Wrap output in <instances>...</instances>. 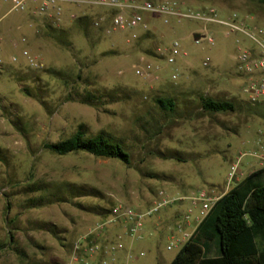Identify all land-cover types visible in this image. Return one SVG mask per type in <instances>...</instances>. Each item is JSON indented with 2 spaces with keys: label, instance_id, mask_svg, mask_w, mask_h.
<instances>
[{
  "label": "rangeland",
  "instance_id": "rangeland-1",
  "mask_svg": "<svg viewBox=\"0 0 264 264\" xmlns=\"http://www.w3.org/2000/svg\"><path fill=\"white\" fill-rule=\"evenodd\" d=\"M151 1H177L198 11L213 8L220 19L237 15L251 31L264 29L262 0ZM88 14L92 23L111 16L106 9ZM0 17L5 61L0 65V264H67L75 242L118 202L143 210L159 190L176 197L215 191L222 197L264 166V106L252 105L242 92L237 63L240 45L258 53L262 48L247 37L230 34L220 24L179 18L165 24L147 16L151 30L138 31L136 40L127 32L107 36L96 27L89 39L69 13L54 24L31 13H10L6 0H0ZM196 33L212 36L214 45L206 38L196 43ZM60 34L67 35L70 47L58 43ZM175 42L187 55L172 65L157 50L167 53ZM24 50L39 67L22 57ZM13 56L18 63L11 62ZM146 65L153 66L155 77L136 74ZM201 96L234 102L236 110L206 112ZM158 98L175 100L176 113L162 111ZM81 126L90 137L104 133L122 143L131 164L45 149L44 144L68 139ZM251 158L256 165L244 168ZM234 165L238 175L229 182ZM188 209L186 201L147 217L145 224L171 216V233L151 227L131 259L124 256L120 264H170L184 244L183 233H173V225ZM113 230L109 238L124 232ZM218 255V248L208 254Z\"/></svg>",
  "mask_w": 264,
  "mask_h": 264
},
{
  "label": "built area",
  "instance_id": "built-area-1",
  "mask_svg": "<svg viewBox=\"0 0 264 264\" xmlns=\"http://www.w3.org/2000/svg\"><path fill=\"white\" fill-rule=\"evenodd\" d=\"M10 4V13H31L33 16L43 19L46 22L59 24L69 13L72 20H76L88 12L98 9H106L111 12V16H101L95 18L93 25L97 29H103L105 35L112 36L116 33L127 32L132 40L138 39V31L148 32L151 18L163 19L168 24L171 18L186 20H197L208 24H220L228 29L230 34H241L247 37L252 43H256L262 49L260 53L256 52L250 46L240 45L238 39L236 43L239 46L237 63L240 76L244 79L242 92L246 95L248 101L254 106H264V29L254 27L251 31L248 28L247 20L234 15L230 19H220L218 13L213 8L205 10L185 9L177 1H165L155 3L151 0L135 2L132 0H6ZM0 17V23L3 21ZM256 31V33H253ZM257 34V35H256ZM203 36V35H202ZM203 38H206L203 36ZM210 45H214L215 40L212 36L206 38ZM202 40V39H201ZM199 40L196 43H200ZM160 55H165L169 64H176L179 56H186L183 53L178 42H175L165 53L158 48ZM22 57L35 67H39L38 60L30 55L26 50L22 52ZM19 57L13 56L12 63H18ZM3 43L0 39V65L4 64ZM208 66V63H204ZM157 69V68H155ZM136 74L140 77L149 79L155 77V71L152 65H146L136 69ZM173 80L178 79L175 73ZM237 165L232 167L229 182H233L238 175ZM221 197L217 196L215 191H199L189 196H170L165 191L159 190L153 203L146 209L139 210L132 206L125 205L122 202L116 203L109 216L94 228L89 229L74 244L73 251L67 264H120L119 255L125 251V237L135 241L144 239L145 220L159 212L171 208L181 202H188L190 208L184 215V220L177 224L179 232L183 233L180 241H188L193 234L186 233L185 225H188L192 219V210L198 209L199 224L209 215L216 202ZM121 225L124 229L122 234L116 237L104 240L109 228ZM174 244L168 247L172 249ZM145 253H141L144 256ZM132 254H128L131 259Z\"/></svg>",
  "mask_w": 264,
  "mask_h": 264
},
{
  "label": "trees",
  "instance_id": "trees-1",
  "mask_svg": "<svg viewBox=\"0 0 264 264\" xmlns=\"http://www.w3.org/2000/svg\"><path fill=\"white\" fill-rule=\"evenodd\" d=\"M74 26L86 38H91L90 30L94 27L92 16L79 17ZM67 35L56 36L58 43L66 48L70 47ZM200 100L206 112L236 110V104L231 101L214 100L207 96H201ZM156 103L167 114L176 113L172 98H158ZM44 147L59 156L85 152L97 158L131 164V154L122 143L104 133L90 137L83 126L72 137L44 144ZM213 248L219 250L216 257L208 256ZM170 264H264V167L250 173L216 202Z\"/></svg>",
  "mask_w": 264,
  "mask_h": 264
},
{
  "label": "crops",
  "instance_id": "crops-1",
  "mask_svg": "<svg viewBox=\"0 0 264 264\" xmlns=\"http://www.w3.org/2000/svg\"><path fill=\"white\" fill-rule=\"evenodd\" d=\"M244 155H247V154H243V156ZM256 165V159H253V158H251L250 160H248V161H245V163H244V168H251V167H253V166H255ZM262 167H264V166H262ZM262 167H260V168H262ZM253 171H251L250 173H252ZM249 173V174H250ZM248 176V175H247ZM246 176V177H247ZM228 191H230V190H227L226 191V193L228 192ZM225 193V194H226ZM179 196V195H178ZM177 196V197H178ZM188 208H190V206H189V204H188ZM195 210H197V209H195ZM173 211H177V212H180V211H182V210H179V209H177V208H173ZM192 211H194V209L192 210ZM197 218H198V215L196 214V216H194V218L192 217V219H193V221L191 222L190 221V223L188 224V225H185L184 226V229L186 230V233H188V234H193L194 232H195V230L197 229V227H198V225H199V222H198V220H197ZM170 219H171V216H168L167 218H163V217H159L158 219L156 218V219H154V220H152V221H148V222H146V224H145V228H144V239L143 240H141V241H132L130 238H128L130 241L127 243V242H125V246H126V249H125V251L124 252H122L120 255H119V261L121 262V261H123V260H121V258H123L124 256H125V258L127 259L128 258V256H126V255H128V254H130V253H132L133 251H135V249H136V246L138 245V243H141V242H143L144 240H145V238H146V235L148 234V233H150V231L152 230L151 229V227H154V228H162L166 233H171L170 232V227H169V222H170ZM191 219V220H192ZM171 226V225H170ZM175 226V228H173ZM169 227V231H166V228H168ZM173 229H172V231H173V233H174V231H178V229H177V224H174L173 225ZM190 228L192 229V231H189L188 232V230H190ZM109 229H114L113 230V234H116V233H118L119 232V229H122V226L121 225H115V226H113V227H111V228H109ZM151 229V230H150ZM175 229V230H174ZM108 232H109V230H107V233H106V237L107 238H105L104 240H108L109 239V236H108ZM179 232V231H178ZM181 233V235H182V232H180ZM114 236H116V235H114ZM182 236H181V239L180 240H182ZM126 239V238H125ZM185 243V242H184ZM173 261V260H172ZM171 261V262H172Z\"/></svg>",
  "mask_w": 264,
  "mask_h": 264
},
{
  "label": "water",
  "instance_id": "water-1",
  "mask_svg": "<svg viewBox=\"0 0 264 264\" xmlns=\"http://www.w3.org/2000/svg\"><path fill=\"white\" fill-rule=\"evenodd\" d=\"M202 38H203V36L201 34H199V33L194 34V41L198 42Z\"/></svg>",
  "mask_w": 264,
  "mask_h": 264
}]
</instances>
